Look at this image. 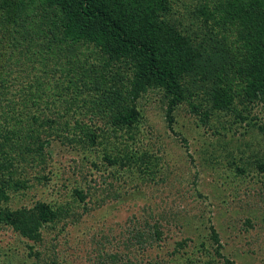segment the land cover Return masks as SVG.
<instances>
[{"label":"trees","instance_id":"trees-1","mask_svg":"<svg viewBox=\"0 0 264 264\" xmlns=\"http://www.w3.org/2000/svg\"><path fill=\"white\" fill-rule=\"evenodd\" d=\"M195 1L0 0V231L10 227L20 237L40 242L45 226L56 230L74 216L42 199L31 207H8L15 193L29 188L15 175L22 159L15 150L25 153L36 143L43 157L51 142L43 139L42 127L57 115L68 119L75 140L87 142L88 149L82 148L89 153L111 136L105 127L134 137L141 118L136 100L149 90L161 93L173 130L183 104L199 126L214 134H220L217 122L255 125L251 111L264 108V0ZM187 15L204 25V36L180 21ZM26 45L31 59L20 63L16 57L13 63L17 49ZM209 61L214 64L208 70ZM113 64L117 71L112 74L106 69ZM195 81L202 82L197 95L191 90ZM46 102L59 111H42ZM229 113L235 121L226 118ZM257 129L264 135V121ZM132 157L149 162L152 156L135 158L132 153L128 161ZM104 158L118 160L107 151ZM242 161L237 164L240 174L247 170ZM256 166L264 174V159ZM74 192L81 200L87 197L81 187ZM211 229L215 252L223 256L219 234L213 225ZM29 253L33 264H61L55 255L43 260L44 252L33 246ZM224 264L235 262L226 258Z\"/></svg>","mask_w":264,"mask_h":264},{"label":"rangeland","instance_id":"rangeland-1","mask_svg":"<svg viewBox=\"0 0 264 264\" xmlns=\"http://www.w3.org/2000/svg\"><path fill=\"white\" fill-rule=\"evenodd\" d=\"M187 17L180 21L204 36V25ZM27 47L17 49L11 61L16 57L20 63L31 59ZM212 64L207 62L208 70ZM116 67L109 65L106 71L113 74ZM118 80L115 82L120 85ZM195 83L190 87L197 95L202 82ZM161 98L157 91L145 92L136 100L141 120L134 137L105 127L111 136L93 145V153L82 148L89 145L75 140L73 126L59 115L50 126L42 127L43 139L51 142L43 157L36 143L31 151L15 150L22 155L15 175L29 188L22 195L15 193L8 207H31L42 199L74 216L56 230L45 226L40 242L24 239L4 226L0 264H33L31 246L44 252L43 260L55 255L61 264H97L98 259L100 264H107V259L110 264L213 260L224 264L226 258L235 264H264V174L256 166L264 159V135L257 129L264 121V108L255 106L251 111L249 119L255 125L245 121L236 127V122H217L220 134H214L199 126L197 116L184 104L176 111L175 130L171 129ZM42 111L52 113L59 107L46 102ZM226 115L235 121L234 113ZM106 151L118 160L108 162ZM132 153L135 158L141 154L152 157L149 162H137L133 157L128 161ZM242 159L247 170L240 174L237 164ZM75 187L85 191V200L75 194ZM212 225L219 234L223 256L215 252ZM180 242L184 244L179 247Z\"/></svg>","mask_w":264,"mask_h":264}]
</instances>
